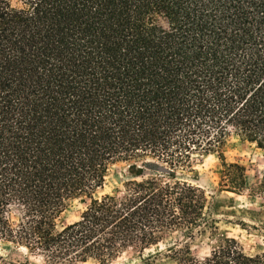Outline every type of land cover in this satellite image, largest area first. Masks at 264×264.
<instances>
[{
  "label": "trees",
  "instance_id": "1",
  "mask_svg": "<svg viewBox=\"0 0 264 264\" xmlns=\"http://www.w3.org/2000/svg\"><path fill=\"white\" fill-rule=\"evenodd\" d=\"M232 136L264 150V0H0V242L111 264L179 230L215 234L205 191L177 173L217 153L221 189L241 194ZM124 162L133 177L100 194ZM141 264H264V249L223 234L204 255L186 241Z\"/></svg>",
  "mask_w": 264,
  "mask_h": 264
},
{
  "label": "rangeland",
  "instance_id": "2",
  "mask_svg": "<svg viewBox=\"0 0 264 264\" xmlns=\"http://www.w3.org/2000/svg\"><path fill=\"white\" fill-rule=\"evenodd\" d=\"M225 162L238 163L245 168L246 187L241 194L222 190L223 165L217 153L198 154L193 158V170L177 173L181 179L201 187L209 201L210 215L217 220L218 230L215 234L205 233L189 240L183 231L170 233L157 246L146 249L140 257L135 250L129 249L111 264H141L143 260L158 250H164L166 246L176 243H191L192 251L198 255L209 252L210 247L223 234L234 236L243 245L248 253H255L264 249V225H260L250 219L257 218L254 211L259 210L264 203V196L253 194L252 190L263 179L264 176V150L256 147L254 143L232 136L222 149ZM164 165L154 162L153 166L146 168L147 171L158 174L167 173L159 170ZM133 177V171L129 163L115 165L108 178L107 183L100 194H109L120 191L124 182ZM85 204L79 200L72 201L57 218V227L61 228L79 217ZM243 223V224H242ZM255 226L256 228H254ZM0 264H45L43 257L28 252L24 247H18L11 243L0 242ZM76 264H97L95 261L80 262Z\"/></svg>",
  "mask_w": 264,
  "mask_h": 264
},
{
  "label": "water",
  "instance_id": "3",
  "mask_svg": "<svg viewBox=\"0 0 264 264\" xmlns=\"http://www.w3.org/2000/svg\"><path fill=\"white\" fill-rule=\"evenodd\" d=\"M158 169L161 170V171H164L165 170L164 167H159Z\"/></svg>",
  "mask_w": 264,
  "mask_h": 264
}]
</instances>
